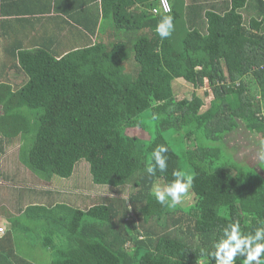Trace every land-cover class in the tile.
Wrapping results in <instances>:
<instances>
[{
	"label": "trees",
	"instance_id": "trees-1",
	"mask_svg": "<svg viewBox=\"0 0 264 264\" xmlns=\"http://www.w3.org/2000/svg\"><path fill=\"white\" fill-rule=\"evenodd\" d=\"M256 1L168 0L171 12L154 14L160 0H2L0 11L27 4L14 13L34 28L29 42L6 48L25 82L8 91L2 114L32 135L28 168L72 185L84 161L95 186L128 194L83 208L60 192L61 203L30 207L43 212L36 227L49 232L50 264H216L208 254L229 223L245 235L264 227V0ZM168 15L175 30L162 38L156 28ZM244 131L255 136L254 154L237 142ZM158 145L169 149L168 167L150 176ZM179 170L192 176L187 197L161 205L154 184Z\"/></svg>",
	"mask_w": 264,
	"mask_h": 264
},
{
	"label": "crops",
	"instance_id": "crops-1",
	"mask_svg": "<svg viewBox=\"0 0 264 264\" xmlns=\"http://www.w3.org/2000/svg\"><path fill=\"white\" fill-rule=\"evenodd\" d=\"M35 1L32 7L37 3ZM197 1L213 3L212 0ZM248 1L252 6L258 4L256 0ZM1 3L2 0L0 5ZM9 4L10 9L0 11V229H4L3 233L0 232V264H24V261L40 264L37 259L42 261L43 250H50L47 246L50 235L45 226L36 227V224L42 223V210L34 213L28 210L34 206L61 203L59 193L64 191L61 190V181L58 182L57 178L48 182L30 171L24 161L26 156L23 153L21 134L13 130L11 117H2L3 108L7 107L6 100L10 95L8 91H18L17 88L25 82L24 77L17 78L19 72L12 70L14 59L6 52V48L20 40L29 42V33L32 35L34 31L30 24L25 25L18 21L20 16L14 13L18 7L23 8L27 4ZM5 5L3 3L2 7ZM37 27L40 28V23ZM58 29L60 34L68 36L66 26L63 31ZM25 216L27 217L23 218ZM35 251L41 253L40 258L30 256L37 253Z\"/></svg>",
	"mask_w": 264,
	"mask_h": 264
},
{
	"label": "clouds",
	"instance_id": "clouds-1",
	"mask_svg": "<svg viewBox=\"0 0 264 264\" xmlns=\"http://www.w3.org/2000/svg\"><path fill=\"white\" fill-rule=\"evenodd\" d=\"M165 6V11L170 12L171 7L167 0H162ZM153 11H158L153 9ZM173 17L171 15L162 18L158 24L156 31L162 38L171 36L174 31ZM155 119V117H153ZM168 147L158 145L151 153V159L154 163H149L146 167V172L150 176H155L157 169L163 173L167 167V156H162V153H167ZM175 179L161 186L158 183L154 184L152 194L156 201L167 207H175L187 197L190 188L192 187V176L183 170L173 173ZM230 229V231H228ZM216 251L209 253L216 260V264H234L237 255L245 257V264H262L261 256L264 254V227L255 229L254 234H243L240 223H229L228 227L223 231V237L214 245Z\"/></svg>",
	"mask_w": 264,
	"mask_h": 264
},
{
	"label": "rangeland",
	"instance_id": "rangeland-1",
	"mask_svg": "<svg viewBox=\"0 0 264 264\" xmlns=\"http://www.w3.org/2000/svg\"><path fill=\"white\" fill-rule=\"evenodd\" d=\"M252 79H253V77L250 76L249 80L252 81ZM190 94H191L190 92L187 93L188 97L191 96ZM209 95L210 96L207 97V103L209 101H211L213 98L212 94H209ZM18 120L20 123L19 118H18ZM12 123H13V121H12ZM14 126H15V124L13 123V127ZM14 128H16V127H14ZM240 130H242V129H240ZM15 132L18 133L17 131H15ZM241 135H243V136H241L237 140V142H239L242 146L245 147V149H244L245 154L250 153V152L254 154V152L257 148H256V146H254L251 138L255 139V136L253 134L249 135L246 131H244ZM21 137L23 140L24 150L26 151V154H27L32 143H33L32 135L21 133ZM262 150H263V147H262ZM57 179H58L57 180L58 182L61 181V185H60L61 190L64 191L65 193H68L69 196L67 195L68 196L67 199L70 198L69 201L70 200H76L78 206L83 207V208L96 205V204L100 203V201H102L103 199H110V197H113V196L119 198V200L127 201V197H128L127 191L124 194L116 195L117 193L114 191L113 192L110 191L109 190L110 188L103 187V186H97V185L95 186L93 183V180H92L90 170H89V165L84 161H82L81 163H79L77 165V167L75 169L74 176L71 179V181L73 183L72 185L68 182L69 180H64L61 178H57ZM54 186H56V184ZM45 188H46V186H45ZM79 195L80 196L85 195L86 197H89L88 202H84L81 199H77V198H79ZM187 200H188L187 202H189V197ZM149 225L152 226V224H149ZM149 225H147V226H149ZM35 252H37V253H32V255H30V256H34V258H38V257L40 258L41 253L38 251H35ZM37 260L40 264H50L52 261L51 251L50 250H43L42 261H40L39 259H37Z\"/></svg>",
	"mask_w": 264,
	"mask_h": 264
},
{
	"label": "built area",
	"instance_id": "built-area-1",
	"mask_svg": "<svg viewBox=\"0 0 264 264\" xmlns=\"http://www.w3.org/2000/svg\"><path fill=\"white\" fill-rule=\"evenodd\" d=\"M167 2H168V0H167ZM168 5H170L169 2H168ZM154 9H157L158 10V11H153L154 14H158L160 12H163V13H170L171 12V11L170 12L165 11V6L162 3V0H160L159 8H154ZM0 232L3 233L4 232V229H0Z\"/></svg>",
	"mask_w": 264,
	"mask_h": 264
}]
</instances>
